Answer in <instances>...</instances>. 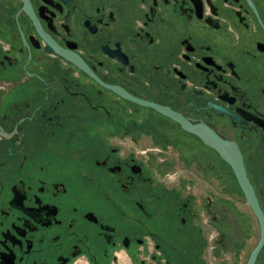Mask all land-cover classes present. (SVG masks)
<instances>
[{"label": "flooded vegetation", "instance_id": "1", "mask_svg": "<svg viewBox=\"0 0 264 264\" xmlns=\"http://www.w3.org/2000/svg\"><path fill=\"white\" fill-rule=\"evenodd\" d=\"M201 132L264 216V0H0V264H247L259 221Z\"/></svg>", "mask_w": 264, "mask_h": 264}, {"label": "water", "instance_id": "2", "mask_svg": "<svg viewBox=\"0 0 264 264\" xmlns=\"http://www.w3.org/2000/svg\"><path fill=\"white\" fill-rule=\"evenodd\" d=\"M200 136L205 140V142L214 147L220 153V155L230 163L237 176L238 182L244 191L246 200L259 221L261 234L256 246L250 252V256L247 263L253 264L257 253L259 252L260 248L264 243V216L258 205L252 186L249 183V180L245 174V169L241 160V156L238 150L235 151L233 148H230V146L225 143V141L221 140L217 135L213 133H211L208 137L207 135L201 132Z\"/></svg>", "mask_w": 264, "mask_h": 264}, {"label": "rangeland", "instance_id": "3", "mask_svg": "<svg viewBox=\"0 0 264 264\" xmlns=\"http://www.w3.org/2000/svg\"><path fill=\"white\" fill-rule=\"evenodd\" d=\"M153 231L159 237L164 254H166L170 259L175 260L177 258V254L180 253V249L177 231L175 230L174 224L165 228H155Z\"/></svg>", "mask_w": 264, "mask_h": 264}]
</instances>
